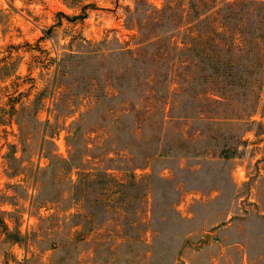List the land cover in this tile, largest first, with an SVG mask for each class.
<instances>
[{
  "label": "rangeland",
  "instance_id": "obj_1",
  "mask_svg": "<svg viewBox=\"0 0 264 264\" xmlns=\"http://www.w3.org/2000/svg\"><path fill=\"white\" fill-rule=\"evenodd\" d=\"M0 264H264V0H0Z\"/></svg>",
  "mask_w": 264,
  "mask_h": 264
}]
</instances>
